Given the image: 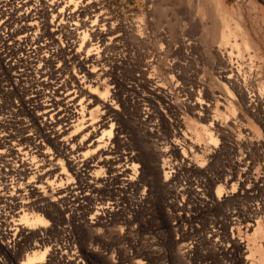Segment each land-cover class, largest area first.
<instances>
[{
  "label": "rangeland",
  "instance_id": "obj_1",
  "mask_svg": "<svg viewBox=\"0 0 264 264\" xmlns=\"http://www.w3.org/2000/svg\"><path fill=\"white\" fill-rule=\"evenodd\" d=\"M87 1L32 0L42 9L35 17L54 56L44 62V82L49 81L42 93L55 99L56 107H46L51 112L42 119V132L23 111L18 116L17 139L23 142L26 121L51 155L42 157V197H31L32 203L22 208L42 223L18 237L8 233L18 221L12 222L16 207L6 183L11 159L7 142L13 129L9 46L0 42V264H23L33 244L50 250L43 264H264L253 251L264 249V0H216L219 18L208 0H203V15L195 10L196 0H90L115 32L113 40L94 50L79 43L90 41V32L76 31L69 14ZM17 2L0 3V20L18 17L19 10L6 15ZM52 2L63 17L53 18L57 12L50 11ZM51 22L57 26L55 33ZM238 28L249 41L251 61L238 56ZM77 51H91L98 63L91 93L114 102L112 109H105L100 97L93 117L94 122L109 118L113 124L107 150L91 154L95 161L108 158L96 180L80 171L82 157L66 154L84 141L85 133L70 136L68 129L59 139L51 133L74 112ZM20 56L17 51L12 58ZM17 62L16 70H23V59ZM228 104L234 109L230 115ZM17 105L23 109L20 101ZM214 116L219 126L210 125ZM202 131L208 136L197 139L196 132ZM146 151L159 156L160 166L166 164L171 176L166 187L147 175ZM132 165L137 166L138 189L120 174L125 167L133 173ZM61 166L62 183L79 184L90 194L89 201H80L82 209L70 198L56 202L61 171L56 167ZM50 170L46 179L43 173ZM227 178L236 184L234 189ZM16 181L19 197H24L27 192ZM101 202L113 209L111 216L87 226V208ZM183 244L188 248L182 251Z\"/></svg>",
  "mask_w": 264,
  "mask_h": 264
},
{
  "label": "bare ground",
  "instance_id": "obj_2",
  "mask_svg": "<svg viewBox=\"0 0 264 264\" xmlns=\"http://www.w3.org/2000/svg\"><path fill=\"white\" fill-rule=\"evenodd\" d=\"M7 2H9V0H0V3H3V4H5ZM13 2H15V0H13ZM53 2L50 3V7H51L50 11L57 12L58 7L53 8L52 6L55 5L54 4L55 2L54 3ZM204 2H205V0H204ZM208 2H210V4H211V10H214L215 15H217L215 17H218V18H219V16L222 17V14L220 15V13L218 11V7L216 5V0H208ZM41 3H42V1H41ZM56 3H57V1H56ZM196 3L197 4H194V3H192V4H194L196 6L195 10H197V14L203 15L204 14L203 13V9H204L203 8L204 7L203 0H196ZM210 4H208V5H210ZM47 5H48V3H47ZM206 9L207 8L205 7L204 11H206ZM18 10L20 11L18 13L19 15L16 19H12L13 21H11V20H0V35H1V33H4L0 36V42L3 45L9 46L7 48V57L10 58L8 65L11 68L10 69V71H11L10 72V76H11L10 79L12 81V83H10V85L12 84L10 91H11V99H12V101H11V112H12V117H13V121H12L13 122V124H12L13 129H12L10 140H8V142L6 141L7 143H9L8 148H9V154L11 157V159L9 160L8 169H7L8 180L6 181V183L10 184V186L8 188L11 189V191H12L11 192V199H12L11 201H13V205L16 207V209H15L16 211L13 212V214L11 216L12 222L18 221L17 222L18 224H16L17 227L15 229H13V230L9 229L8 230V233L11 232V234H12L11 236H13V237L25 235L27 231L30 232L31 230L35 229V227L37 225H40L42 223V220L40 219L41 217H39V216L28 217L27 214L24 213V210H22V208L24 205L30 204L31 197H33V196L42 197V177H43V175H42V157L51 156L48 153V151L43 150L44 147L42 148V141H38L37 136H35V134L32 133V130L30 129L29 125L26 123L25 119H24L25 123L23 124V130H24L23 136H22L23 142H20V140L17 139L18 133H19L18 127L16 126V124L18 122V116H19V113L21 111H23V114L27 118H30L31 121H33L35 123L37 122L40 125L41 132H42V119L44 120L45 116L47 114H49V112H51L50 110H46V107H54L55 106L54 103L52 102V101H55V99H52L51 97H46V96H44V93H42V90H43L42 86L44 85V83H45L44 81L46 80L43 78L44 74H45L44 73V62L52 61V59H53L52 57H54L51 50H49V48L47 47L48 44L46 45L45 42L42 41V32H41L42 28H41L39 22L37 21V19L35 17L40 12L42 13V9L39 11V9H37L36 5L32 4V0H18L16 6L13 5L11 10L8 13H6V15H9V14L11 15L12 13H14L15 11H18ZM63 14H65L63 12V10L58 11L56 13V15H53V18L55 19L57 17L58 18L63 17ZM69 14H72L70 17V20L72 23L71 26H73L76 31H80V30L83 31L82 29H84L85 31L90 32L91 40L90 41L89 40L88 41L83 40L82 42H79L82 44V46L86 45V46L92 47L93 50H94V48L100 49L101 46H104V44L107 43V41L113 40L110 38V36L113 35V33H115V32H113V29L112 30L109 29L108 28L109 26L108 27L106 26V24H108V23L105 22V18H104L103 13L100 11V9L96 5H92L90 0L85 2V4L83 6H79V5L76 6L74 8V11L73 10L70 11ZM84 15H85V17H83ZM50 27L52 30L51 32L55 33L56 31H58L57 26L52 24V22L50 24ZM102 27H107L108 29H104ZM225 28H226V26L223 27L224 31H225ZM237 32H238L237 34L241 38V42H240L239 48H238V50H239L238 56L241 59H246L248 61L249 60L251 61L252 56L249 53V50H250L249 41H247V38L244 36V33H243V31H241V28H238ZM225 33H227V32H224V34ZM73 35H74V33H73ZM219 38H220V44L221 45L223 43H225L226 39H225V36H223V34ZM73 45L76 46V42ZM257 48L258 47H256L255 50L258 52L259 49H257ZM220 50H221V48H220ZM17 51L21 52V56L19 58L13 59L12 57L15 55V53ZM91 51L87 52V54L80 53V51L76 52L78 57L80 58L79 59L80 60V67H79L80 72H79V74L77 73V75H76V91L75 92H77L78 95L77 94L75 96L73 95L74 96L73 101L75 102L74 103L75 107L73 106L72 108H73L74 112L72 113V116L69 118V120L64 119L61 121L62 126H60L58 128L52 127L51 133H52V138H54V139H59L63 134L66 133V130H68V129L69 130L72 129L69 132L70 136L76 137L78 132H81L83 134L85 133L84 141L82 143H80L78 146L72 145L71 148H69L70 149L69 152L66 154H68V155L73 154V156L77 155L76 157H78V158L82 157V160L78 161L80 171L85 172V175L87 176L86 178H89L90 180H94V179L96 180V178L99 176L98 174H101V172L105 171L104 165H105V162H107L106 160L108 158L105 157V158H103L104 160L95 161V159L92 158L93 156L91 154L95 155V153H97L98 151L100 152L102 150V152H105L107 150V149H105V147H108V145H109L108 142L110 141V138H111V131H112L113 124H110V121L108 120L109 118H101L97 122L93 121L94 120L93 119L94 114L96 112H98V109H99L98 102L102 101L99 98L101 97L103 99L104 97H103V95H101V96L99 95V98H96V97H94L95 95H93L91 93V91H92L91 90V87H92L91 84H93V83H91V78L93 75L96 74V72L99 71V70L97 71V67H96V65L98 63L95 65V61L93 59V55H92ZM5 53H6V51H5ZM96 53H97V51H96ZM225 53H226L225 51H223V52L221 51L219 53V55L221 57L224 56V58H226ZM45 58L47 60H45ZM22 59H23V63H24V65H23L24 68L21 71H17L16 70L18 68L17 63H19V62H17V60L22 61ZM48 81L49 80L47 79V82ZM149 81H150V79L148 80V82ZM47 82L45 84H47ZM95 82H96V79H95ZM57 83H59V82H57ZM93 85H95V84H93ZM54 87H56V86H54ZM158 90H159V88H158ZM83 94H85V96H83L81 98V95H83ZM95 94H97V93H95ZM19 101L21 102L23 109L19 108V106L17 105ZM195 104H196V102L194 103V105ZM101 105H103V108L110 110L114 107V102H113V100L103 99ZM198 105H201V104H198ZM193 109H194V107H193ZM226 111H227V114H229V115L234 113L233 106L231 104H228ZM56 112H57L56 115H58L59 110ZM195 113H197V112H195ZM195 115L199 116V113H197ZM217 120H218L217 116H214L213 119H211L210 125L211 126H213V125L219 126V121H217ZM46 121H48V120L44 121V123H45L44 125H50V123H47ZM35 123H33V124H35ZM56 123H59V122H56ZM21 128H22V126H21ZM202 132L203 133L196 132L197 139L201 140L202 137L208 136L205 131H202ZM43 135H45V134H43ZM19 137H20V135H19ZM204 138H206V137H204ZM64 140H68V138L66 137L65 139H63V140L61 139L60 141H64ZM70 141H72V139ZM73 141H74V139H73ZM25 142L26 143L29 142L30 145L26 146L24 144ZM0 144H2V143H0ZM60 144H61V142H60ZM65 146L67 147L69 145L66 144ZM89 154H90V157H87ZM106 154H108V153H105L104 155H106ZM144 155H145V158L147 160V169H146L147 175L150 177L152 175L155 176L156 181H158L157 182L158 186L163 185L166 187L167 184L165 185L164 182H168V180L171 179L170 172L166 171V164L163 163L160 166L159 162H158L159 156L158 157H156V156L152 157V156H150V153L147 151L144 152ZM73 156L70 157V159L73 160L74 159ZM91 159H94V160L92 161ZM136 167L137 166L132 165L131 168L134 171L133 173L129 172L128 167L127 168L125 167L126 169L124 168L122 171H120V170L119 171H120V174L122 176H125L124 181L127 182V184L129 186H133L134 188L138 189L140 186L138 184L139 175L137 174ZM56 168L61 170L60 173L57 175L58 181H60V182H59L58 188L56 189V198H57L56 202L66 201L70 198L72 202L77 204L76 207L82 209V205H81L82 203L80 201L81 200H82V202L89 201V198H90L89 195L90 194L89 195H88V193L84 194L85 190L83 191L82 187L79 184L75 183L76 184L75 185V184L69 183L70 184L69 185V184L62 183L63 175L65 174V170L62 166L59 168L58 167H56ZM79 169H77V170H79ZM53 170L52 171L51 170L50 171H44L43 174L46 176V179H48V177H50L52 175ZM22 176H23V178H21ZM18 179L21 181V184L24 186V188L27 192V194L24 197H19L20 191L14 185L15 180L18 181ZM231 180H232V178H227L226 182L228 183V185L230 184L231 188L234 189L236 184H232ZM7 185H6V187H7ZM6 187H4V188H6ZM86 188L89 190L88 187H86ZM217 194H216L217 195L216 197L218 199H220L221 198L220 194L218 192H217ZM91 206H96V207L87 208L88 212L86 215L89 216V218L86 220V223L89 222L88 225L86 224L87 226H94V225L97 226V225L102 224V222H104V220H108V217L112 213V210H113L111 208H110V210H108L109 208L107 207V204H105L104 202H101V204L98 203L96 205L93 204ZM13 240L16 241L15 239H13ZM41 245L33 244L30 247V248L34 249L33 253L30 255H27L26 260L23 264H41L43 262L44 258L47 255H49L50 250L47 248H44V245H42V246ZM184 248L186 249V248H188V246L183 244V246H181L180 250L183 251ZM253 251L258 252V255L260 256L259 259L262 262H264V249H262V248L260 249L259 247H257Z\"/></svg>",
  "mask_w": 264,
  "mask_h": 264
}]
</instances>
